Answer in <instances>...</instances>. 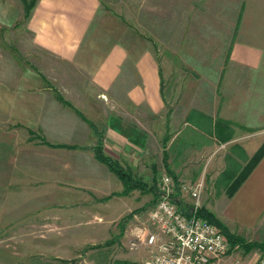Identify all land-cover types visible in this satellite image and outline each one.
I'll list each match as a JSON object with an SVG mask.
<instances>
[{
	"label": "crops",
	"instance_id": "obj_1",
	"mask_svg": "<svg viewBox=\"0 0 264 264\" xmlns=\"http://www.w3.org/2000/svg\"><path fill=\"white\" fill-rule=\"evenodd\" d=\"M186 4L214 10L212 16L204 17L209 25L204 32L193 29L186 36V43L182 42L178 48L180 55L205 59L207 69L225 72L222 78L217 74L214 84L211 82L214 92L203 100L207 109L201 110L196 105L200 110L189 111L191 118L184 121L178 107L165 110L161 69L149 48L137 46L119 33L111 32V37H105L92 30L99 0H36L25 26L33 47L61 61L75 63L89 73L100 98L96 101L102 104L110 96L117 108L112 109L111 115H101L103 123L107 121L99 128L105 136L102 144L106 152L113 149L111 157L133 177L149 183L155 175L151 161V116L162 115L163 124L169 127V138L164 136L162 144L163 153L166 152V158L162 156L163 166L178 176L179 169H174L177 161L186 165L180 162L182 152L186 155L190 151L193 157L214 152L208 163L212 172L208 211L227 226L232 224L230 230L236 234L237 228L264 234V154L231 193L226 192L231 178H222L229 162L239 160V149H246L242 141L256 133L263 134L252 153L243 154L248 160L264 142V0H198ZM202 38L207 41V50ZM27 65L9 51L6 36L2 38L0 33V215L7 212L9 197L17 199L22 194L25 172L30 173L27 166L35 164L33 157L25 160L22 156L25 145L30 144L29 129L38 132L41 117L46 113L50 117L55 112L54 91L41 87L39 74ZM131 117L135 120H130ZM84 121L67 123L69 139L59 144L86 147L94 144L93 128ZM184 126L190 127L186 138L189 141L176 143ZM232 148L237 152L228 155L225 149ZM93 160L95 163L80 165L84 167L80 181L85 177L93 193L82 195L80 209L73 212L80 214L76 223L87 225L80 240L84 245L119 246L129 239L121 233L125 230L124 221L129 218L124 221L119 218L126 216L121 214L131 205L129 198L137 201L136 189L121 194L122 181L105 164L100 165L95 156ZM100 167L102 172L96 173ZM94 181L96 186H92ZM16 201L10 202L15 205L13 213L20 211L17 205L20 202ZM69 209L72 213V207ZM134 253L137 254L127 258L113 257L112 264H134L133 258L145 257L144 248ZM32 256V260L39 261ZM226 257L220 264H225Z\"/></svg>",
	"mask_w": 264,
	"mask_h": 264
},
{
	"label": "rangeland",
	"instance_id": "obj_2",
	"mask_svg": "<svg viewBox=\"0 0 264 264\" xmlns=\"http://www.w3.org/2000/svg\"><path fill=\"white\" fill-rule=\"evenodd\" d=\"M197 1L99 0V11L92 28V30H98L97 35L105 37L111 35V32L119 33L126 39L133 40L135 45L142 44L154 53L161 69L165 110L169 112L178 107L183 121L191 118L188 115L189 111L193 112L198 107L201 110L207 109V102L203 100H206L209 92H214L211 82L214 84L213 81H216L215 79L219 75L222 78L225 72L207 69L203 63L205 59L180 55L178 50L182 42L186 43V36H190L189 33L193 29L197 32H204L209 27L205 18L213 15L214 7L186 4ZM25 22L23 0H0L2 38L6 36L9 51L16 53L24 60L25 65L30 64L33 71L39 74L41 87H48L54 91L55 112L50 113V117L47 113L41 117L38 132L29 129L27 141L30 144L29 146L25 145L22 156L25 160L33 157L35 164L33 167L27 166L30 173L25 172L22 194H19L17 199L9 197V206L5 209L7 212L0 215L2 221L0 226V264H112L113 257L127 258L130 254H137L134 252L142 250L144 247L140 245L141 243H137L131 248V230L134 227L147 226L146 212L159 197L158 185L161 182V176L165 174L173 176L174 181L176 180L182 185L193 187L198 183L202 184L197 196L191 195L188 190H177L173 194V200L175 202L178 200L176 203L179 208L188 209L197 204L207 209V198L211 195L210 179L212 176L208 163L214 152L199 157H193L190 155V151L186 154L187 156L182 152L180 162L184 161L186 165L181 166L177 161V166H174V169L177 171L179 169L180 173L178 176L173 174L170 169L163 166L164 162H162L164 150L162 144L166 140L163 138L164 136L169 138V134H167L169 127L163 124L162 115H152L151 161L155 175L152 176L149 183L144 182L146 183L144 187L135 188L137 201L129 198L131 205L127 208V212L121 214L122 217V215L133 213L129 217V221H124L125 230L123 229L124 231L121 232H124V238L129 237V239L127 238L124 244L120 242L119 246L114 244L113 247L104 243L83 244L80 236H83L87 225L76 223L80 219L78 218L80 214L73 212L80 209L82 205L80 202L84 200L81 198L82 195H93L89 190L90 183L85 181V177H82V181H80V175L84 171L83 165L82 168L80 165L81 162L88 161L95 163L93 160L95 155L92 149H68L55 145L69 139L66 137L68 135L66 132L69 131L67 123L83 121L78 111L88 118L89 122L96 124V129L101 132L100 129L107 124L106 120L103 123L101 115H111L112 109L117 107L108 95L106 102L101 104L96 101V99L100 100L97 98V87L92 83L89 73L83 67H78L75 63L61 61L45 51L33 47ZM188 40L192 41V38ZM200 40L204 41V50H207L206 39ZM102 97L105 96L102 95ZM130 120H135V118L131 117ZM189 131L190 127L184 126L176 143L189 141L186 139ZM94 135L96 140L91 146L97 143V135L95 133ZM261 136H263L262 133H256L248 140L242 141L245 143L246 149H239V160L232 159L229 162L230 165L226 167L227 170L223 172V179L231 178L227 193L231 188H235L234 186L239 183L248 168V157L243 154L252 153ZM103 137L105 138L102 134ZM32 140L34 144L31 145ZM167 143L168 141L165 142L166 146ZM248 143H252V145ZM102 149L107 156L111 157L113 149L110 148L107 152L103 146ZM225 150L228 155L237 152L235 148ZM218 151L220 150L216 152ZM98 163L103 165L99 161ZM101 172V167L96 169V173ZM108 172L111 173L109 170ZM135 178L137 179V177ZM99 182L101 183V181ZM92 186H96L95 181ZM31 189H33V193ZM14 200L20 202L17 205L18 210H22L21 212L13 213L14 211H11L15 205L10 202ZM70 207H72V213L69 212ZM223 224L230 233L242 237L244 241L264 244V234L260 231L254 229L249 232L237 228L238 234H236L230 230L233 227L232 224H228L230 228L225 223ZM228 248L225 264H255L259 259L264 258V252L256 246L246 251L239 244L231 245L229 243ZM144 250L146 257L147 249L144 248ZM33 254L36 261L39 260L38 262L32 260ZM145 257L143 259L141 257L133 258V263L143 264Z\"/></svg>",
	"mask_w": 264,
	"mask_h": 264
},
{
	"label": "built area",
	"instance_id": "obj_3",
	"mask_svg": "<svg viewBox=\"0 0 264 264\" xmlns=\"http://www.w3.org/2000/svg\"><path fill=\"white\" fill-rule=\"evenodd\" d=\"M160 180L159 197L146 212L147 226L131 230V248L141 243L147 249L143 264H220L229 249L225 235L207 219L182 213L173 200L177 190L197 196L202 184H177L167 174ZM255 264H264V258Z\"/></svg>",
	"mask_w": 264,
	"mask_h": 264
},
{
	"label": "trees",
	"instance_id": "obj_4",
	"mask_svg": "<svg viewBox=\"0 0 264 264\" xmlns=\"http://www.w3.org/2000/svg\"><path fill=\"white\" fill-rule=\"evenodd\" d=\"M36 0H23L24 3V18L27 19L29 17L30 11L32 9V7L34 6ZM59 98H61L60 96H58ZM78 113L81 115V117H83V119H85L89 125L93 128L94 133L97 135V143L94 146H78V145H70V144H57L55 146L58 147H63V148H68V149H74V148H90L92 149V151L94 152L95 158L102 162L103 164H105L107 166V168L113 172L117 178L119 180L122 181L123 183V190L121 192V194L127 193L130 190L137 188V187H141V186H145L146 183H144L143 181H141L140 179H136L135 177L132 176V174L127 171L126 169H124L117 160L107 156L102 149V142H103V138H102V134L100 131H98V129H96L95 125L91 122L88 121V119L82 115V113H80L78 111ZM165 140V139H164ZM164 143V141H163ZM164 154V159L166 158V152L163 153ZM264 154V142L263 144L260 146V148L255 152V154L248 160V168L246 169V171L243 173V177L242 179L239 181V183L247 176V174L250 172V170L253 168V166L258 162V160L262 157V155ZM173 177V176H172ZM176 181V180H175ZM176 183L178 184V181H176ZM238 183V184H239ZM237 184V185H238ZM234 186V187H237ZM234 190V188L230 190L229 193H231ZM176 202H178V200H176ZM180 202V201H179ZM179 210L184 213V214H190V213H195L198 216H201L205 219H207L209 222H211L212 224L216 225L221 232L225 235V237L227 238V240L229 241V243L231 245L234 244H239L240 246H242L246 251L250 250L251 248H253L254 246L260 248L263 252H264V244L263 243H259V242H251V241H244V239L238 235H234L232 233H230L228 231V229L225 227V225L218 219L215 217V215L213 213H211L210 211H208V209H206L204 206H197L196 208H194V206H190V208L188 209H181L179 208ZM133 213H129L127 214L125 217H123L121 219V221L127 220V218H129L130 216H132Z\"/></svg>",
	"mask_w": 264,
	"mask_h": 264
}]
</instances>
